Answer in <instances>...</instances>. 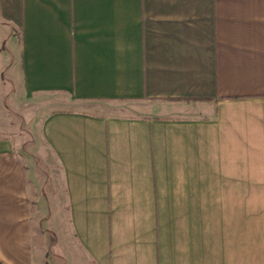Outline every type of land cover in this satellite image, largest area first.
Returning a JSON list of instances; mask_svg holds the SVG:
<instances>
[{
    "label": "crops",
    "instance_id": "0c3cea01",
    "mask_svg": "<svg viewBox=\"0 0 264 264\" xmlns=\"http://www.w3.org/2000/svg\"><path fill=\"white\" fill-rule=\"evenodd\" d=\"M12 40L0 264H264V0H0V104Z\"/></svg>",
    "mask_w": 264,
    "mask_h": 264
},
{
    "label": "rangeland",
    "instance_id": "374dc122",
    "mask_svg": "<svg viewBox=\"0 0 264 264\" xmlns=\"http://www.w3.org/2000/svg\"><path fill=\"white\" fill-rule=\"evenodd\" d=\"M9 47V71L15 77L16 84L6 83L3 100L0 104V137L11 139L20 149L24 159L33 160L37 158L41 142V113L38 101L27 100L18 90V78L20 77V58L16 52V46L12 40ZM8 81L13 83L12 79ZM7 90V91H6ZM33 238H37V232L33 229Z\"/></svg>",
    "mask_w": 264,
    "mask_h": 264
}]
</instances>
